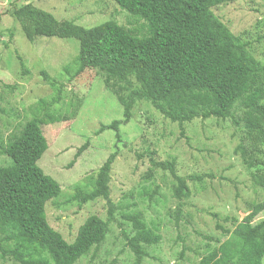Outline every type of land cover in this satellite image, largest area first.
<instances>
[{"label": "trees", "instance_id": "16d2710c", "mask_svg": "<svg viewBox=\"0 0 264 264\" xmlns=\"http://www.w3.org/2000/svg\"><path fill=\"white\" fill-rule=\"evenodd\" d=\"M114 1L145 22V35H134L114 21L84 27L72 20H58L52 13L29 4L15 7L11 14L28 41L40 36L79 41L78 53L63 67L68 80L85 69H95L122 105V119L101 124L96 134L114 130L120 141L119 126L129 121L138 100L148 101L165 118L180 125L182 135L183 124L195 118H230L232 124L242 123L244 129L234 153L247 169L260 167L252 172L251 180L264 188V60L255 59L247 49L248 42L232 33L212 11L214 6L238 0ZM41 74L53 94L38 99L32 118L10 141L0 138V152L10 158L9 165L0 166V257H11L19 264H74L82 255L99 249L109 232V223L115 219L109 182L117 153L111 152L99 166L90 191L76 188L68 200L85 203L104 199L106 219L88 216L74 240L67 242L49 225L45 214V204L59 195L60 184L37 164L48 148L42 125L65 120L55 110L62 100L64 84L44 70ZM236 106L241 109L239 114H235ZM86 146L78 148L75 158ZM149 164L143 180L152 179L155 170L171 175V195L180 203L175 210L177 216L182 200L191 194L187 182L200 183L212 177L211 173L177 174L175 157L156 160L150 153ZM144 194L152 197L146 190ZM263 210L264 200L253 203L240 221L224 217V221L232 220L233 228L217 224L227 236L222 242L204 236L219 244L196 264H262L264 235L261 241H251L250 237L264 230V218L254 222ZM211 215L217 217L216 213ZM121 218L132 227V232L121 229L125 245L133 254L134 264H142L148 256L146 246L157 244L160 235L145 223L138 210L124 211Z\"/></svg>", "mask_w": 264, "mask_h": 264}, {"label": "rangeland", "instance_id": "374dc122", "mask_svg": "<svg viewBox=\"0 0 264 264\" xmlns=\"http://www.w3.org/2000/svg\"><path fill=\"white\" fill-rule=\"evenodd\" d=\"M24 4L84 27L114 21L139 37L146 34L147 26L114 0H0L1 140L10 141L32 118L38 99L53 94L41 71L64 84L62 100L55 110L65 120L42 125L48 148L37 164L60 184L59 195L46 202L45 214L49 225L67 242L74 240L88 216L106 219L104 199L85 203L68 200L76 188L90 191L99 166L111 152L117 153L109 182L115 219L109 223V232L99 249L82 255L74 264H134L133 254L121 235L122 227L132 232L131 224L121 218L122 212L132 210L140 211L145 223L160 235L157 244L146 246L148 256L142 264H196L219 244L215 239L222 242L227 238L217 228L218 223L233 228L232 220L224 221V217L240 221L253 203L264 200V188L251 180L252 172L260 167L247 169L234 153L243 136L242 123L236 126L230 118H195L183 124L182 135L180 125L165 118L148 101L138 100L129 121L119 126L120 141L114 130L96 134L101 124L122 119V105L104 86L102 75L95 69H85L68 80L63 67L78 53L77 39L55 36H40L32 42L26 39L11 14L15 7ZM212 11L232 33L248 42L247 49L255 59L264 60V0L219 4ZM234 111L239 114L241 109L236 106ZM86 143L75 158L78 148ZM150 153L156 160L175 157L179 175L212 174L200 183L187 182L191 194L182 200L178 216L175 210L180 203L171 195L169 172L155 170L152 179L143 180L150 165ZM9 164L10 158L0 152V166ZM144 190L152 197L145 195ZM263 218L264 210L254 222ZM263 235L264 230L250 240L261 241ZM204 236L214 240L208 241ZM0 264L19 263L11 257H0Z\"/></svg>", "mask_w": 264, "mask_h": 264}]
</instances>
